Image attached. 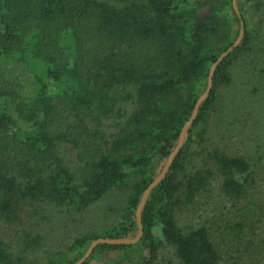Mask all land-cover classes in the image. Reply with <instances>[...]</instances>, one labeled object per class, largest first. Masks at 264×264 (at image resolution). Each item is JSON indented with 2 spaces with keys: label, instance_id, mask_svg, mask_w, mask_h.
<instances>
[{
  "label": "trees",
  "instance_id": "16d2710c",
  "mask_svg": "<svg viewBox=\"0 0 264 264\" xmlns=\"http://www.w3.org/2000/svg\"><path fill=\"white\" fill-rule=\"evenodd\" d=\"M236 3L240 17L232 0H0V218L11 223L34 203L82 210L135 179L114 226L76 236L69 246L72 258L40 264H72L97 237L137 235L141 196L176 146L212 63L235 40L242 19L243 38L216 64L181 147L149 192L141 237L135 244L98 243L83 263L139 245L142 253L134 264H159L156 256L165 241L182 264H218L207 230L183 232L175 208L180 191L190 200L208 182L210 170L185 173V164L201 154V125L218 88L230 82L231 64L249 49L245 4ZM122 104L130 108L123 126L108 150L90 156L79 176L67 162L70 143L89 123L98 130L119 115ZM212 158L224 176V192L240 196L250 163L218 151ZM0 264H16L1 238Z\"/></svg>",
  "mask_w": 264,
  "mask_h": 264
},
{
  "label": "rangeland",
  "instance_id": "374dc122",
  "mask_svg": "<svg viewBox=\"0 0 264 264\" xmlns=\"http://www.w3.org/2000/svg\"><path fill=\"white\" fill-rule=\"evenodd\" d=\"M243 1L249 49L231 64L230 82L218 88L214 108L201 125V154L191 155L184 169L185 173L210 170L211 175L205 188L190 200L180 191L175 208L176 223L183 232L196 227L207 230L219 253L218 264H264V0ZM120 108L119 115L103 121L98 130L89 123L88 131L70 143L67 162L79 176L90 156L108 150L123 126L130 108L126 104ZM214 151L242 156L250 163L240 196L224 192V176L212 158ZM165 162L160 161L155 173ZM134 180L112 188L82 210L48 203L26 205L13 222L0 218V238L16 264H40L59 256L70 259L74 254L69 246L76 236L102 233L120 220ZM155 233L162 238L158 229ZM141 253L140 246L135 245L122 253L114 250L98 255L88 264H134ZM156 262L182 264L174 246L165 241Z\"/></svg>",
  "mask_w": 264,
  "mask_h": 264
},
{
  "label": "water",
  "instance_id": "95a60500",
  "mask_svg": "<svg viewBox=\"0 0 264 264\" xmlns=\"http://www.w3.org/2000/svg\"><path fill=\"white\" fill-rule=\"evenodd\" d=\"M232 5L234 10L236 11L237 15L240 17V12L236 3V0H232ZM244 35V22L242 19H240V29L238 32L237 37L235 38V40L232 42L231 45H229L226 50H224L217 58L216 60L212 63L209 73H208V78H207V84L205 87L204 92L198 97V99L195 102L194 108L192 110V113L190 115V118L185 122V124L183 125V127L181 128V132L179 134V139L178 142L176 144V146L172 149V151L170 152L163 168L161 169V171L159 172V174L148 184V186L146 187V189L144 190L141 199L138 203V206L136 208V222H137V226H138V233L135 237L133 238H105V237H97L95 239H93L88 248L85 250V252L83 253V255L76 260L75 262H73L72 264H83L84 261L86 260V258L89 256V254L93 251L94 247L98 244V243H111V244H118V243H122V244H134L136 243L139 238L142 235V222H141V211L143 206L146 203L147 197L149 195V192L151 191V189L158 183L160 182L163 177L165 176L170 163L172 161V159L174 158V156L176 155V153L178 152L179 148L181 147L183 140H184V136H185V132L186 130L191 126L197 110H198V106L200 105V103L206 98V96L209 93V90L211 88V84H212V74H213V70L216 66L217 63H219L239 42L240 40L243 38Z\"/></svg>",
  "mask_w": 264,
  "mask_h": 264
}]
</instances>
